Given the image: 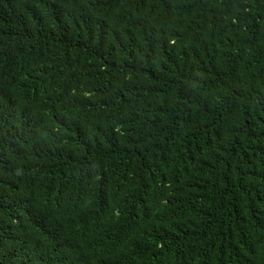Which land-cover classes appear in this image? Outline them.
Wrapping results in <instances>:
<instances>
[{
    "label": "trees",
    "instance_id": "16d2710c",
    "mask_svg": "<svg viewBox=\"0 0 264 264\" xmlns=\"http://www.w3.org/2000/svg\"><path fill=\"white\" fill-rule=\"evenodd\" d=\"M0 264H264V0H0Z\"/></svg>",
    "mask_w": 264,
    "mask_h": 264
}]
</instances>
